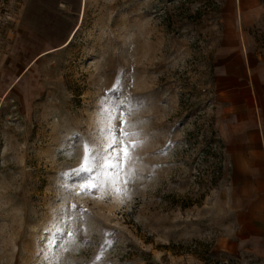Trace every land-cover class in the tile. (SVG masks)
<instances>
[{"label":"rangeland","instance_id":"374dc122","mask_svg":"<svg viewBox=\"0 0 264 264\" xmlns=\"http://www.w3.org/2000/svg\"><path fill=\"white\" fill-rule=\"evenodd\" d=\"M222 1L0 0V264H238L213 219ZM114 134L128 164L77 176Z\"/></svg>","mask_w":264,"mask_h":264},{"label":"crops","instance_id":"0c3cea01","mask_svg":"<svg viewBox=\"0 0 264 264\" xmlns=\"http://www.w3.org/2000/svg\"><path fill=\"white\" fill-rule=\"evenodd\" d=\"M260 0H223L215 37V114L226 183L215 222L238 264H264V56L251 51Z\"/></svg>","mask_w":264,"mask_h":264},{"label":"snow or ice","instance_id":"6c2138e0","mask_svg":"<svg viewBox=\"0 0 264 264\" xmlns=\"http://www.w3.org/2000/svg\"><path fill=\"white\" fill-rule=\"evenodd\" d=\"M113 91L116 89L114 88ZM120 135H126V133L121 132ZM118 139L119 137L114 134L113 143L104 152L89 151L86 156L87 165L75 170V174L79 176L81 173H87L88 180L93 182L105 175L119 174L131 160L130 148L135 147V145L117 142ZM96 169L99 171H95ZM84 190L90 191L91 188L85 187Z\"/></svg>","mask_w":264,"mask_h":264}]
</instances>
